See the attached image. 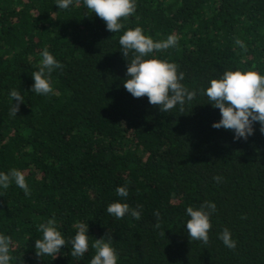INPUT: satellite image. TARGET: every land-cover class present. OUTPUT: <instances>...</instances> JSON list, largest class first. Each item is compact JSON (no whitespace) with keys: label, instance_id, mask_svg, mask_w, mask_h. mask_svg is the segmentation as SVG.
I'll return each instance as SVG.
<instances>
[{"label":"trees","instance_id":"1","mask_svg":"<svg viewBox=\"0 0 264 264\" xmlns=\"http://www.w3.org/2000/svg\"><path fill=\"white\" fill-rule=\"evenodd\" d=\"M135 4L112 33L83 0L68 9L56 0H0V172L21 171L30 189L26 196L14 181L0 187L10 264H90L100 238L117 264H264V134L255 122L247 140L213 128L220 112L203 94L228 70L264 75V0ZM136 27L157 42L179 38L145 59L179 66L181 83L196 92L182 109L161 112L123 87L133 54L122 56L119 37ZM44 49L63 65L51 73L47 96L30 90ZM13 89L23 97L15 116ZM117 202L140 219L110 215L107 206ZM205 202L216 205L208 244L191 240L185 227L187 207ZM52 218L66 245L56 258L37 257L38 225ZM79 223L88 224L89 249L74 258ZM225 228L234 249L219 239Z\"/></svg>","mask_w":264,"mask_h":264},{"label":"clouds","instance_id":"2","mask_svg":"<svg viewBox=\"0 0 264 264\" xmlns=\"http://www.w3.org/2000/svg\"><path fill=\"white\" fill-rule=\"evenodd\" d=\"M74 0H56L58 9H68ZM79 3V0H76ZM86 8L99 17L106 25L109 32H119L124 25L121 19H126L134 14L136 9L135 0H83ZM176 35H169L164 41H154L151 37L143 34L140 27L129 29L119 37V44L122 48V56L127 57L131 52L133 58L128 63L126 70L127 79L123 87L134 97H147L150 105L156 106L161 112H169L177 105L182 106L192 101L195 91L188 90L181 81L184 80V73H178V65L160 59H145L153 51H161L176 46L178 42ZM236 43L244 48V44L237 40ZM43 57L38 71L31 74L34 81L31 91L36 94L45 95L53 92L49 77L54 69H62L60 64L47 49L41 52ZM203 94L209 103L218 108L220 120L212 124L213 128L231 130L234 132V140L247 138L254 133L253 124L259 123L260 131L264 134V75L257 71L228 70L218 79H211L209 86L203 90ZM10 97L16 100L12 105L10 115L15 116L19 111V105L23 103L21 94L13 89ZM220 182L221 177H213ZM14 181L15 185L23 190L24 194L30 195V189L26 183L25 175L16 169L5 174L0 172V187L7 189ZM116 193L120 197H127L126 187H117ZM208 209L210 211H207ZM216 205L212 202H205L199 209L189 206L186 214L190 217L186 222L187 235L191 240L201 241L204 244L209 242V231L212 227L210 215L215 212ZM107 212L116 219H122L125 214L131 212L132 217L139 220L140 212L130 210L126 203H111L107 206ZM159 219V213H155ZM54 218L47 223L38 225L42 232V238L35 240V252L37 257L50 256L56 258L61 249L66 245L60 231L57 230ZM78 231L71 239V256L82 258L89 249V236L86 234L88 224L79 223ZM156 228L160 224L155 225ZM164 235V233H162ZM219 239L229 249H234L236 241L231 238L230 231L225 228L219 235ZM10 238L0 235V264H10ZM91 247L95 254L90 264H117L115 249L103 238L95 239Z\"/></svg>","mask_w":264,"mask_h":264}]
</instances>
